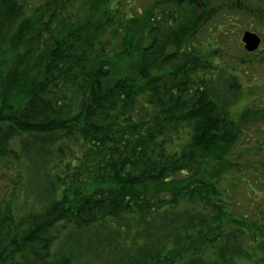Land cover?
I'll return each mask as SVG.
<instances>
[{
  "label": "trees",
  "instance_id": "16d2710c",
  "mask_svg": "<svg viewBox=\"0 0 264 264\" xmlns=\"http://www.w3.org/2000/svg\"><path fill=\"white\" fill-rule=\"evenodd\" d=\"M210 3L0 0V264H264L260 112L177 28Z\"/></svg>",
  "mask_w": 264,
  "mask_h": 264
},
{
  "label": "rangeland",
  "instance_id": "374dc122",
  "mask_svg": "<svg viewBox=\"0 0 264 264\" xmlns=\"http://www.w3.org/2000/svg\"><path fill=\"white\" fill-rule=\"evenodd\" d=\"M222 5L217 0H212L208 11L202 12L187 23H180L177 28L183 27L188 31L187 33H191V50L202 53L203 60L210 61V69L203 74L214 82L216 87L222 89L228 82L235 83L240 88L236 100L229 106V113L240 115L242 111H254L253 115H256L260 112L258 121H252L246 128L249 130L247 134L251 136L249 153L264 154V17L260 11L264 8V0H228ZM134 6L136 9L133 11V16L134 19L139 20V24L143 20V11L149 7L154 17L161 15L160 9L167 13L172 11L179 13L187 9L186 6H179L178 0H134ZM124 12L125 21L124 17L131 16V12L127 9ZM212 30H217L218 33L214 37L211 35ZM246 31L253 32L260 38L258 47L251 52H247L241 42V36ZM122 34L123 31L117 38ZM108 35H112V30ZM116 35L117 33L114 37ZM210 37L212 38L210 43H203ZM126 42L130 43V41ZM116 59L118 65H123L125 61L123 58ZM7 173L10 174L8 167L1 164L0 186ZM240 190L241 187L238 186L237 191ZM3 196V193H0V202L4 201L1 198Z\"/></svg>",
  "mask_w": 264,
  "mask_h": 264
},
{
  "label": "water",
  "instance_id": "95a60500",
  "mask_svg": "<svg viewBox=\"0 0 264 264\" xmlns=\"http://www.w3.org/2000/svg\"><path fill=\"white\" fill-rule=\"evenodd\" d=\"M241 40L244 43L245 50L248 52L254 51L260 42V39L254 33L250 32H244Z\"/></svg>",
  "mask_w": 264,
  "mask_h": 264
}]
</instances>
